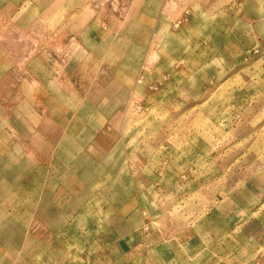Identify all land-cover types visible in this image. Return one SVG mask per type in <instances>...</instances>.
I'll return each mask as SVG.
<instances>
[{
    "label": "rangeland",
    "instance_id": "1",
    "mask_svg": "<svg viewBox=\"0 0 264 264\" xmlns=\"http://www.w3.org/2000/svg\"><path fill=\"white\" fill-rule=\"evenodd\" d=\"M5 1L0 41L28 48L39 79L38 175L23 183L92 190L0 206V264H264V201L246 214L208 199L224 152L233 184L264 181V0Z\"/></svg>",
    "mask_w": 264,
    "mask_h": 264
},
{
    "label": "crops",
    "instance_id": "2",
    "mask_svg": "<svg viewBox=\"0 0 264 264\" xmlns=\"http://www.w3.org/2000/svg\"><path fill=\"white\" fill-rule=\"evenodd\" d=\"M0 2L2 3V5L6 6L7 2L5 0H0ZM1 3L0 6H2ZM3 7H0V17L1 14H3V11H6V9H4ZM21 45L22 43L15 42V48L11 50L10 46L8 47L6 43L3 44L0 41V85L3 86L6 84V86L10 85L11 87L13 85L15 89V92L13 94H15L16 96L15 103L13 105L4 104L1 99L2 92L0 90V192L9 193L5 198V200L9 202H6L4 205L0 206L5 208L13 206V208L15 209L23 208L24 204L21 201L20 194H18V192L20 193L23 190H29L31 193H33L32 198L30 199V208H38V193L44 191H46L49 195V206L51 205V203H53L49 198L52 195L54 199H62L58 200L57 203L62 202L63 208H66L64 202L68 201V199L71 200L73 198L70 194L71 192H89L92 190V187L88 186L86 188L81 184L76 185L72 183H54L53 173L52 177H49V182L46 184V189H43L44 185H42L41 187L38 183H29L28 185L23 183L24 176L27 177L31 175L36 177L38 175L40 105L39 103H37V97L39 95V79L36 74H33V68H31L33 61H35L36 58L33 55H25L28 53V48L24 52ZM29 48L33 50V43L31 44V46H29ZM30 53L32 54V51ZM28 64L30 66L26 68L25 73L22 71V73H20L15 78V80H9V73L13 69H22V65ZM46 110L47 108L43 109V111ZM101 154L102 157L98 158L100 160V162L98 163L100 164V166H103L105 165L104 161H106L109 156H112V152L108 153L102 151ZM225 154L226 153L224 152L222 177L215 179V183L220 184L217 190V194H214L213 197L208 196L209 201H211L212 206H215L217 204L219 206L228 208L229 212H231V209H235V207H238L240 211L246 214L256 212L264 201V181L261 179L259 182L256 181V189L253 188L255 184L250 185L246 181V179H242L237 182V184H233L235 181L231 182V179L228 177L229 171H227V167L230 166V159L229 156L228 158L225 157ZM85 159L90 163L87 157ZM65 161L66 160L63 159L62 163H57V165L55 161H53V171L58 168V166L65 169H70V164L67 165ZM66 166H68V168ZM81 166H79V163L75 165V167ZM65 169L64 173L68 171H65ZM104 170L106 169L104 168ZM253 172L254 174L261 175V173H263V170ZM104 174H106V172H104ZM11 177L14 178L13 181L11 180ZM113 178L114 177L112 175L111 180H113ZM113 184L115 185V187H112L111 197L115 198L117 201L124 200V195L119 194L117 179L113 182ZM26 186H28V188ZM102 186H105V184H102ZM126 188V198L127 200H132V203L128 205V208H134L135 189L132 184H127ZM175 189V192H177V183ZM113 194L115 195L113 196ZM180 196H183L182 191L180 193ZM219 213L222 217H225L227 211L224 210L223 213L221 211ZM250 220L253 219L240 220V223H242V226L244 224L248 225ZM254 220L258 221L260 219L254 218ZM261 222L264 223L263 220H261ZM254 232L256 231H248L247 227H244V229L242 230V234H244L243 238L247 239L252 237L253 234L257 233ZM164 238L177 239V235L168 238L166 233Z\"/></svg>",
    "mask_w": 264,
    "mask_h": 264
}]
</instances>
